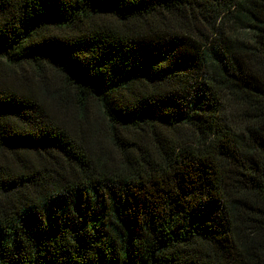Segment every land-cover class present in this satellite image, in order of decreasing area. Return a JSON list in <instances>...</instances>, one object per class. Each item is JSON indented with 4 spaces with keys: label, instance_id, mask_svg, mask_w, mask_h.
Wrapping results in <instances>:
<instances>
[{
    "label": "trees",
    "instance_id": "trees-1",
    "mask_svg": "<svg viewBox=\"0 0 264 264\" xmlns=\"http://www.w3.org/2000/svg\"><path fill=\"white\" fill-rule=\"evenodd\" d=\"M0 264H264V0H0Z\"/></svg>",
    "mask_w": 264,
    "mask_h": 264
}]
</instances>
